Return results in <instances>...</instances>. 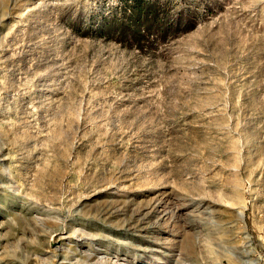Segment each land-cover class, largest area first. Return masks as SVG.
<instances>
[{"label":"rangeland","instance_id":"374dc122","mask_svg":"<svg viewBox=\"0 0 264 264\" xmlns=\"http://www.w3.org/2000/svg\"><path fill=\"white\" fill-rule=\"evenodd\" d=\"M161 1L197 25L140 52L0 0V264H264V0Z\"/></svg>","mask_w":264,"mask_h":264},{"label":"trees","instance_id":"16d2710c","mask_svg":"<svg viewBox=\"0 0 264 264\" xmlns=\"http://www.w3.org/2000/svg\"><path fill=\"white\" fill-rule=\"evenodd\" d=\"M172 7L169 1L119 0L112 13L91 16L73 28L83 36L113 39L140 52H151L197 25L198 16L192 10L176 14Z\"/></svg>","mask_w":264,"mask_h":264}]
</instances>
